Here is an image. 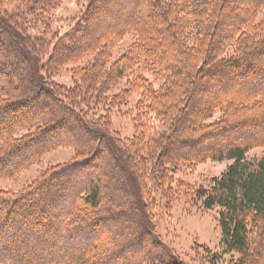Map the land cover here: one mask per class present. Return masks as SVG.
Here are the masks:
<instances>
[{"label":"trees","instance_id":"16d2710c","mask_svg":"<svg viewBox=\"0 0 264 264\" xmlns=\"http://www.w3.org/2000/svg\"><path fill=\"white\" fill-rule=\"evenodd\" d=\"M63 1L0 0V180L72 151L0 188V264H187L148 216L174 168L207 157L232 161L195 192L219 212L211 263H264V154L247 156L264 146V0H85L48 30ZM134 96L127 139L112 112Z\"/></svg>","mask_w":264,"mask_h":264},{"label":"rangeland","instance_id":"374dc122","mask_svg":"<svg viewBox=\"0 0 264 264\" xmlns=\"http://www.w3.org/2000/svg\"><path fill=\"white\" fill-rule=\"evenodd\" d=\"M84 2L85 0H64L47 19L48 30L49 26L53 32L63 33L69 29L77 20ZM36 25L37 28H44L40 22ZM131 42V37H126L121 46H127ZM55 79L69 86L74 82L70 68L61 70ZM136 99L137 96H134L130 105L112 112V127L123 138L128 139L137 135L132 118ZM144 135V139H147L156 137L157 134L146 132ZM232 139L230 135L226 138V140ZM262 154H264V146L255 145L250 148L247 156L255 158ZM71 155L72 151L68 148H58L48 152L39 163L21 171L14 177L0 180V188L20 191L45 169L70 159ZM231 163V160L216 161L208 157L194 162H185L173 170V179L170 184L173 191L169 193V196L162 195L159 189L153 192L154 203L148 220L160 237L168 242L187 264H212L206 249L213 253L222 251L223 234L218 209L202 207L195 192L200 187L208 186L209 180L220 176Z\"/></svg>","mask_w":264,"mask_h":264}]
</instances>
